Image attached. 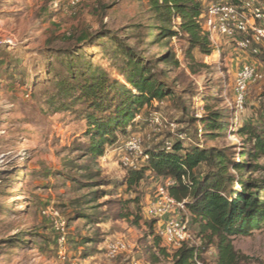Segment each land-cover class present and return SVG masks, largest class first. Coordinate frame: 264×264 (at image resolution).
<instances>
[{
  "label": "rangeland",
  "instance_id": "rangeland-1",
  "mask_svg": "<svg viewBox=\"0 0 264 264\" xmlns=\"http://www.w3.org/2000/svg\"><path fill=\"white\" fill-rule=\"evenodd\" d=\"M209 1L201 0L205 7ZM258 1L264 5V0ZM153 16L148 0H0V264H128L131 258L139 264H171L170 257L158 250L164 245L158 244L163 221L149 212L155 189L164 179L147 171L138 188V206L127 203L135 193L125 192L121 185L127 169L119 159L126 138L139 135L147 151L166 141H180L186 147L235 146L240 159L248 144L238 129L244 124L264 129V77L250 86L242 111L237 113L232 106L235 74L243 64H254L264 75V45L255 56L235 51L232 38L218 37L211 40L210 55L192 50V62L183 35L150 43L159 35ZM79 37L86 39L77 42ZM124 45L132 46L146 63L152 61L149 67L161 70L160 80L178 99L166 98L160 104L155 100L151 107H143L135 115L137 124L125 135L118 134L114 145H106L103 156L82 157L88 141L84 136L88 121L81 119L85 106L67 100V108H51L54 79L66 76L68 60L80 56L107 71L110 79L126 84L119 70L125 61L119 53ZM165 51L178 66L161 62ZM218 88L216 105L225 115L226 132L208 140L202 136L201 121L188 123L181 107L189 117L200 119L206 99ZM62 100L55 98V103ZM150 115L162 123L151 125ZM203 168L201 164L195 173ZM90 173L97 175L90 180L86 178ZM101 179L107 182L91 184ZM92 191L107 192L90 202ZM47 210L68 221L64 259L58 255L51 221L42 213ZM122 213L128 218H121ZM180 214L188 217L185 209ZM188 230L195 238L192 223ZM116 239H123L128 250L111 259L105 247ZM233 244L248 257L242 264H264V226L236 236ZM203 259L215 264L214 249Z\"/></svg>",
  "mask_w": 264,
  "mask_h": 264
},
{
  "label": "trees",
  "instance_id": "trees-1",
  "mask_svg": "<svg viewBox=\"0 0 264 264\" xmlns=\"http://www.w3.org/2000/svg\"><path fill=\"white\" fill-rule=\"evenodd\" d=\"M211 1L215 0H210L207 5ZM148 5L154 14L151 20L156 21L154 28L159 32L150 43L154 38L160 42L167 37L183 35L187 43L186 55L192 62L194 49L204 55L213 52L214 46L202 24L207 5L205 7L201 0H148ZM173 27L176 30H172ZM83 37H79L77 42L84 41L86 38ZM119 53L125 60L119 70L126 84L110 79L107 71L91 62L81 61L80 56L74 57V61L68 60L66 76L54 79L56 92L50 97L51 108L65 109L69 106L65 103L67 100L81 102L85 106L81 119L88 121L84 132L88 141L83 147L82 157L95 160L103 156L106 145H114L118 134L125 135L128 127L137 124L135 115L143 107H151L155 100L160 104L166 98L178 99L160 80L161 70L149 67L152 61H143L130 45H124ZM160 60L164 64L172 62L178 66V61L169 51L162 53ZM219 94L218 88L214 96L206 99L205 113L200 119L189 117L181 107L188 123L201 121L204 139L214 140L226 132L225 115L216 105ZM58 97H63V100L56 104L55 98ZM237 132L245 137L248 144L241 149L240 159H236L235 146L186 147L177 141L170 149L159 145L146 150L148 159L140 162L138 167L126 170L121 185L125 192L135 193L127 203L136 206L140 202L138 188L147 171L163 179H175L169 194L176 201H184L189 224L196 227L198 243H184L168 255V248L159 244L162 238L158 235V250L165 257H170L171 264H197L196 261L205 264L203 254L210 248L215 252V264H242L248 259L234 247L233 241L236 236L248 235L264 226V177L257 175L264 173V129L244 124ZM201 164L204 168L196 174ZM84 169L86 167L80 168ZM96 175L90 173L86 178L92 180ZM105 182L101 179L91 181V184L99 186ZM106 192L92 191L94 196L90 202L105 196ZM120 217L128 218V214L122 213ZM138 220L136 216L133 223Z\"/></svg>",
  "mask_w": 264,
  "mask_h": 264
},
{
  "label": "built area",
  "instance_id": "built-area-1",
  "mask_svg": "<svg viewBox=\"0 0 264 264\" xmlns=\"http://www.w3.org/2000/svg\"><path fill=\"white\" fill-rule=\"evenodd\" d=\"M257 4V5H256ZM203 28L210 39L228 37L234 42L235 51L247 52L250 55L259 53V45H264V5L258 0H215L208 3L203 15ZM263 73L252 63L243 64L236 72L233 87V109L242 111L250 86L263 80ZM264 103V96H263ZM236 118V117H235ZM237 119V118H236ZM235 120V119H234ZM148 121L151 125H160L157 115H150ZM173 128L175 124H170ZM178 138L187 141L183 133L177 134ZM148 135V139H149ZM143 140L138 135L126 138L120 163L125 169H134L140 162L148 159V154L142 145ZM165 146L170 149L171 141H166ZM175 184L174 178H166L155 189V196L150 203L149 212L157 219L163 221L159 235L163 244L168 249H177L182 244L195 245V238L188 230V217L180 213L184 210V201H176L170 194L169 188ZM52 225L57 237V251L60 258L66 254L67 223L57 211H42ZM128 245L123 239L110 241L105 247L108 258L114 259L126 252ZM197 264H202L196 261ZM128 264H139L131 258Z\"/></svg>",
  "mask_w": 264,
  "mask_h": 264
}]
</instances>
